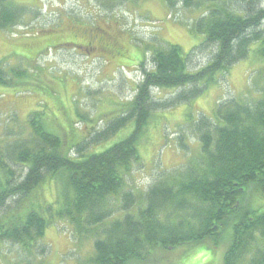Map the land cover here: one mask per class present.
Segmentation results:
<instances>
[{"label": "trees", "instance_id": "16d2710c", "mask_svg": "<svg viewBox=\"0 0 264 264\" xmlns=\"http://www.w3.org/2000/svg\"><path fill=\"white\" fill-rule=\"evenodd\" d=\"M4 1L2 30L18 25L23 16L17 12L20 7ZM184 1L193 5V0ZM227 2L209 0V9L189 26L192 34L204 37L195 50H209L208 62L190 71L181 46L157 47L149 68L145 59L141 62L143 80L133 99L85 144L76 142L73 124L59 127L65 129V137L52 131L41 111L30 114L28 131L7 125L13 131H5L0 145V243L12 241L26 255H34L35 243L47 227L66 219L75 234L96 236L93 264H130L145 262L159 248L192 247L207 240L218 246L232 227L224 260L240 264L257 234L264 240V209L251 206L257 195H264V87L257 100L222 103L218 123L203 117L194 124L203 144L197 161L165 173L144 195L124 189L130 167L142 157L138 143L154 111L202 93L218 74L247 59L254 43L261 45L258 55L264 63V6L260 0ZM25 76L26 72H14L17 80ZM12 82L0 63V84L13 86ZM155 88L180 91L156 102ZM132 121V133L124 140L100 152L85 151L86 143L104 142ZM44 185L55 186L54 203L40 202ZM9 200H14L13 207ZM115 207L122 215L115 217ZM46 251L41 246L37 253ZM251 264H264V258Z\"/></svg>", "mask_w": 264, "mask_h": 264}, {"label": "rangeland", "instance_id": "374dc122", "mask_svg": "<svg viewBox=\"0 0 264 264\" xmlns=\"http://www.w3.org/2000/svg\"><path fill=\"white\" fill-rule=\"evenodd\" d=\"M110 1L118 6L105 4L104 10H100L96 7L97 0L4 1L5 5L12 2L20 7L16 11L23 16L18 25L6 30L0 28V63L13 80V86L0 84V145L4 142L5 131H13L7 125L28 131L30 114L34 111L44 112L49 119L47 126L63 137L66 131L59 127L73 124L76 142L85 144L95 132L104 130L112 118L121 115L124 105L133 99L143 80L141 62L145 59L143 62L149 68L157 47L167 43L181 46L188 56L190 71L209 61V50H195L204 37L192 34L189 29L212 5L209 0H193L191 6L184 0H172L173 4L168 0H131L135 12L122 5L124 0ZM260 4L264 6V0H260ZM108 8L113 9L108 11ZM105 22L113 24L107 28L121 40L123 46L119 47L123 56L120 59L97 57L98 52L86 57V50L67 43L72 39L70 33L78 32L81 36L83 31L79 30L96 28L99 24L106 28ZM260 46L252 44L247 59L231 66L225 74H218L217 81L207 85L199 95L153 112L145 135L138 143L142 157L133 162L125 176V190H132L137 196L144 195L165 173L197 161L202 155L203 144L201 133L193 129L194 124H200L203 117L218 123L217 113L222 103L233 98L245 101L261 97L264 63L258 55ZM15 71L26 72V76L17 80ZM179 91L155 88L152 94L156 102H161L174 98ZM133 127L134 121L104 142L86 143L85 151L106 150L127 138ZM56 195L55 186L44 185L39 199L43 205L54 203ZM257 196L251 206L263 210L264 195ZM8 204L13 207L14 200H9ZM122 213L118 209L115 217ZM55 223L57 225L51 223L44 237L35 243L32 256L26 255L12 241L1 242L0 264H93L91 257L96 236L75 234L66 219H56ZM231 234L232 227L218 246L207 240L198 246L159 248L145 262L132 261L130 264H225ZM41 246L47 250L44 255L37 253ZM263 247L264 240L257 234L240 264L263 259Z\"/></svg>", "mask_w": 264, "mask_h": 264}, {"label": "flooded vegetation", "instance_id": "af4514ba", "mask_svg": "<svg viewBox=\"0 0 264 264\" xmlns=\"http://www.w3.org/2000/svg\"><path fill=\"white\" fill-rule=\"evenodd\" d=\"M123 1V0H122ZM131 0H124L122 5L126 6L131 12H135L133 3ZM99 4L96 3L97 9L104 10L105 4L108 7H116L118 4L113 5L111 4L110 0H97ZM113 8H108V11H111ZM74 12V11H71ZM106 28L98 25L99 27L93 28L92 26L89 29H81V36H79L78 32L70 33L73 41H67L69 44L75 45V47H79L80 50H86V57H90L92 53L98 52L99 55H95L97 57H103L105 59H117L118 57H122L121 44L120 39H116L111 32L108 30L107 27H113V24L110 22H105ZM116 50V53L114 51ZM114 57V58H113Z\"/></svg>", "mask_w": 264, "mask_h": 264}]
</instances>
